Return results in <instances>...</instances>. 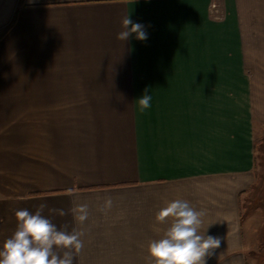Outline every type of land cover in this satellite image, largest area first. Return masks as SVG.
<instances>
[{
    "label": "crops",
    "instance_id": "crops-1",
    "mask_svg": "<svg viewBox=\"0 0 264 264\" xmlns=\"http://www.w3.org/2000/svg\"><path fill=\"white\" fill-rule=\"evenodd\" d=\"M0 14V248L15 212L44 203L83 233L73 264H146L157 212L181 199L222 240L207 264H264V0H0ZM126 15L147 40L117 39Z\"/></svg>",
    "mask_w": 264,
    "mask_h": 264
},
{
    "label": "clouds",
    "instance_id": "clouds-1",
    "mask_svg": "<svg viewBox=\"0 0 264 264\" xmlns=\"http://www.w3.org/2000/svg\"><path fill=\"white\" fill-rule=\"evenodd\" d=\"M133 34L137 40L148 39L145 26L133 23L126 15L117 39L124 43ZM151 99L146 94L139 98L141 111L151 106ZM47 207L40 204L35 214L27 210L15 212L17 227L0 248V264H73V253H79L84 247L83 233L74 229L68 231L67 225L58 229L51 219L42 215ZM48 211L65 215L62 209L51 208ZM79 213L76 219L82 223L87 219V206H81ZM204 216L205 212L196 210L186 200L168 202L156 214V222L168 226L163 230L154 228L161 234L148 243L146 264H207V258L220 248L222 240L207 234L212 224L201 234Z\"/></svg>",
    "mask_w": 264,
    "mask_h": 264
},
{
    "label": "rangeland",
    "instance_id": "rangeland-1",
    "mask_svg": "<svg viewBox=\"0 0 264 264\" xmlns=\"http://www.w3.org/2000/svg\"><path fill=\"white\" fill-rule=\"evenodd\" d=\"M261 161H262V159H261ZM261 167H262L261 171L264 170V160L261 162ZM255 204H256V202H254V203L252 202V208H251L252 210H253V207H254ZM261 205H264V202H262Z\"/></svg>",
    "mask_w": 264,
    "mask_h": 264
}]
</instances>
